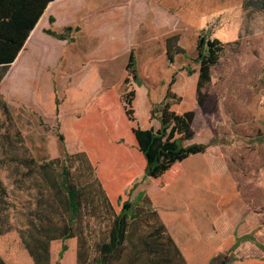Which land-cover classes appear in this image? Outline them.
Wrapping results in <instances>:
<instances>
[{"label":"rangeland","instance_id":"obj_1","mask_svg":"<svg viewBox=\"0 0 264 264\" xmlns=\"http://www.w3.org/2000/svg\"><path fill=\"white\" fill-rule=\"evenodd\" d=\"M246 1L138 0L137 16H131L128 36L116 42L111 38L99 39L106 45L115 42L113 53L87 52L83 57L82 53L72 51L69 61L46 68V74L51 76L48 82L60 103L67 94L83 95L89 101L96 100V96L109 97V104L115 107L114 113L95 115L94 123L104 120L103 125L110 135L109 120L113 119L120 131L117 136L121 137L117 144L119 149L113 151L119 156L133 127H159L157 119H151L148 106L161 102L168 87L180 98L172 105L173 110L195 112L190 143L203 142L210 146L192 163L224 167L220 233L227 247L213 257L211 264H264V11L246 8ZM202 33L219 38L226 49L212 68L211 83L202 88L205 103L199 106L196 43ZM174 34L179 36V45L186 54L176 55L175 62H169L166 39ZM132 50L137 61L138 80L126 72ZM67 63L70 66H66ZM43 85L46 87L44 82ZM131 91H135L134 121L128 120L122 105V97ZM9 106L10 117L0 109V177L10 193L7 197L9 208L0 207V220L6 226L8 218L14 226L0 235V256L7 264H34L20 229H26L31 220L29 210L35 207L39 183L36 174H32L24 180L22 190L16 188L13 178L17 172L1 164L2 159H8L9 152L38 160L60 158L64 148L71 150L77 140L62 128L60 111L58 115L56 112V119L49 122L28 107ZM86 116L87 113L81 112L78 117ZM7 133L16 149L6 145ZM59 133L67 139L64 143ZM131 149L139 172L144 158L138 146ZM92 165L97 175L101 171L99 168H104V164ZM215 180L214 176L210 177V190ZM122 202L119 198L112 203L117 212ZM105 212L85 218L81 228L76 230L77 236L66 241L67 249L62 257L59 252L63 242L52 240L49 264H77L82 237L81 250L87 246L94 257L97 245L108 237L109 222ZM245 227L246 234L236 238Z\"/></svg>","mask_w":264,"mask_h":264},{"label":"trees","instance_id":"obj_2","mask_svg":"<svg viewBox=\"0 0 264 264\" xmlns=\"http://www.w3.org/2000/svg\"><path fill=\"white\" fill-rule=\"evenodd\" d=\"M53 0H0V82H2L11 64L15 61L26 39L40 19L46 5ZM246 8L264 11V0H247ZM53 21V18L51 19ZM46 30L58 38H65V33ZM179 36L172 35L166 39V57L175 62V56L186 54L179 45ZM197 62L199 63L197 93L202 106V88L211 83L212 68L218 64L224 54L226 45L217 37L200 34L197 43ZM135 52L129 53L126 72L134 80H138ZM135 91L122 97L125 114L130 121L135 120L132 106ZM168 87L164 99L151 108V119L156 118L159 128L133 127V135L137 139L140 152L146 160L145 177H162L172 166L192 155L205 153L210 144L190 143L194 135V111L178 113L172 105L179 102ZM59 98L56 99V112L59 114ZM0 109L8 117L10 106L0 93ZM17 135L21 137L20 133ZM61 142H65L63 134H58ZM6 145L16 149L6 134ZM11 151V150H10ZM9 158L2 159L1 164L16 171L13 184L18 189L24 188V180L32 174L37 178V195L35 207L29 210L31 218L28 227L20 229L25 248L32 256L34 264H49V243L54 239L63 242L59 256L67 249L66 241L77 236L76 230L81 228L85 218L105 212L109 222L108 237L97 245L96 255L91 256L88 247L81 250L83 239L77 250V264H185V259L178 246L166 232L163 224L157 225L150 220L155 212L140 207L136 202L126 200L121 203V210L116 211L109 200L93 163L85 151L70 153L64 148L62 157L50 160H38L26 155L11 153ZM118 168V167H117ZM9 191L0 177V207L9 208ZM92 213V215H91ZM145 216V218H144ZM33 217V218H32ZM157 219V218H156ZM5 226L0 220V235L10 231L13 224L8 218ZM140 222H145L149 230L139 235L140 241H133L138 233ZM138 243V245H137ZM214 260V259H213ZM212 260V262H213ZM0 264H7L0 256Z\"/></svg>","mask_w":264,"mask_h":264},{"label":"crops","instance_id":"obj_3","mask_svg":"<svg viewBox=\"0 0 264 264\" xmlns=\"http://www.w3.org/2000/svg\"><path fill=\"white\" fill-rule=\"evenodd\" d=\"M137 5L138 0H53L48 3L23 49L0 82L4 100L13 107H28L52 122L56 119V99L59 96L48 82L51 76L46 74V68L69 61L72 51L82 53L83 57L87 52L113 53L114 43L120 37L128 36L131 16H137ZM68 27L71 30L65 33L64 39L46 31L64 33ZM101 38L115 39V42L106 45L100 43ZM66 66H70L69 63ZM109 101L108 96H96V100L89 101L77 94H67L61 99V126L72 139L77 140L68 151H85L91 162L104 164L103 169L99 168L98 176L112 203L122 198L123 202L132 200L140 207L154 211L155 218L153 216L150 221L165 226L181 251L185 264H211L213 257L227 247L220 233L224 167L193 164L205 154L203 152L176 163L160 178L144 179L146 161L142 155L144 161L137 172L135 153L131 148L137 147L138 142L133 133L128 143L122 144L123 151L119 156L113 151L119 149L117 144L121 139L117 136L120 131L114 126L113 119L109 120L110 135L107 134V126L103 125L104 120L94 123L95 115L114 113L115 107ZM148 108L151 112L152 107ZM81 112L88 116L79 118ZM213 176L216 180L213 190H210L208 183H212L210 177ZM139 224L133 239L135 242L140 241L139 235L149 230L145 222ZM246 230L247 227L236 238L245 235Z\"/></svg>","mask_w":264,"mask_h":264}]
</instances>
